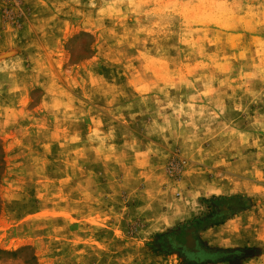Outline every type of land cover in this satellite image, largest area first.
Returning a JSON list of instances; mask_svg holds the SVG:
<instances>
[{
    "label": "rangeland",
    "instance_id": "obj_1",
    "mask_svg": "<svg viewBox=\"0 0 264 264\" xmlns=\"http://www.w3.org/2000/svg\"><path fill=\"white\" fill-rule=\"evenodd\" d=\"M264 264V0H0V264Z\"/></svg>",
    "mask_w": 264,
    "mask_h": 264
},
{
    "label": "trees",
    "instance_id": "obj_2",
    "mask_svg": "<svg viewBox=\"0 0 264 264\" xmlns=\"http://www.w3.org/2000/svg\"><path fill=\"white\" fill-rule=\"evenodd\" d=\"M211 212L165 233L154 236L153 245L160 253L176 254L185 264L216 262L214 251L202 245L198 235L204 230L223 224L231 216L247 209L250 199L239 196L211 197L206 200Z\"/></svg>",
    "mask_w": 264,
    "mask_h": 264
}]
</instances>
